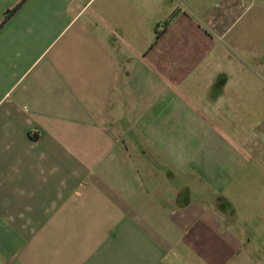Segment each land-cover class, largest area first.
I'll list each match as a JSON object with an SVG mask.
<instances>
[{
	"label": "crops",
	"instance_id": "crops-1",
	"mask_svg": "<svg viewBox=\"0 0 264 264\" xmlns=\"http://www.w3.org/2000/svg\"><path fill=\"white\" fill-rule=\"evenodd\" d=\"M0 264H264V0H0Z\"/></svg>",
	"mask_w": 264,
	"mask_h": 264
},
{
	"label": "trees",
	"instance_id": "trees-1",
	"mask_svg": "<svg viewBox=\"0 0 264 264\" xmlns=\"http://www.w3.org/2000/svg\"><path fill=\"white\" fill-rule=\"evenodd\" d=\"M155 39H157V36H156V38Z\"/></svg>",
	"mask_w": 264,
	"mask_h": 264
}]
</instances>
